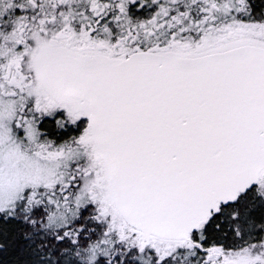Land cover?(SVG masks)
<instances>
[{
	"label": "snow or ice",
	"instance_id": "snow-or-ice-1",
	"mask_svg": "<svg viewBox=\"0 0 264 264\" xmlns=\"http://www.w3.org/2000/svg\"><path fill=\"white\" fill-rule=\"evenodd\" d=\"M0 264H264V0H0Z\"/></svg>",
	"mask_w": 264,
	"mask_h": 264
}]
</instances>
